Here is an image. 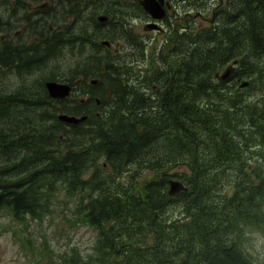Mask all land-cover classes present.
<instances>
[{
  "label": "trees",
  "instance_id": "obj_1",
  "mask_svg": "<svg viewBox=\"0 0 264 264\" xmlns=\"http://www.w3.org/2000/svg\"><path fill=\"white\" fill-rule=\"evenodd\" d=\"M224 2L181 37L173 80H126L98 46L65 68L69 98L47 93L58 80L0 85V213L52 219L64 193L67 227L95 234L56 264H255L242 240L264 227V0ZM81 80L98 81L91 106Z\"/></svg>",
  "mask_w": 264,
  "mask_h": 264
},
{
  "label": "flooded vegetation",
  "instance_id": "obj_2",
  "mask_svg": "<svg viewBox=\"0 0 264 264\" xmlns=\"http://www.w3.org/2000/svg\"><path fill=\"white\" fill-rule=\"evenodd\" d=\"M224 8V0H0V80H65L67 55L86 59L98 46L126 80H173L181 37L215 27ZM82 80L91 106L96 85Z\"/></svg>",
  "mask_w": 264,
  "mask_h": 264
},
{
  "label": "rangeland",
  "instance_id": "obj_3",
  "mask_svg": "<svg viewBox=\"0 0 264 264\" xmlns=\"http://www.w3.org/2000/svg\"><path fill=\"white\" fill-rule=\"evenodd\" d=\"M77 59L75 54H68L64 71L66 67L71 69ZM2 76L0 73V79ZM26 81L29 86L34 85L33 80ZM0 85L18 89L22 85V80H16L10 75L7 80H0ZM78 93L73 96L74 99ZM84 99L87 98L84 96ZM64 195L58 193L54 199L51 205L55 211L52 219L49 217L42 221L27 219L19 223L5 211L0 213V264H56L57 258L68 250L75 248L88 252L95 241V234L86 227L78 225L74 229L67 227L66 220L71 218V213L69 211L65 218H62V214L73 204L68 203ZM242 246L250 252L255 264H264V227L261 232L257 229L248 232L242 240Z\"/></svg>",
  "mask_w": 264,
  "mask_h": 264
},
{
  "label": "water",
  "instance_id": "obj_4",
  "mask_svg": "<svg viewBox=\"0 0 264 264\" xmlns=\"http://www.w3.org/2000/svg\"><path fill=\"white\" fill-rule=\"evenodd\" d=\"M105 45V44H104ZM234 67L232 65L228 66L223 72H219L215 75V78L220 81H226L233 74ZM98 81H91L92 85H97ZM247 83L243 84V87L247 86ZM47 88L49 89V95L51 98L60 100L64 98H69L72 94V87L69 84H59L55 82L47 83ZM59 120L66 124H78L84 120L86 117L77 118L68 115H61ZM186 189L183 187V184L179 181H170V196H174L180 194L182 191Z\"/></svg>",
  "mask_w": 264,
  "mask_h": 264
}]
</instances>
